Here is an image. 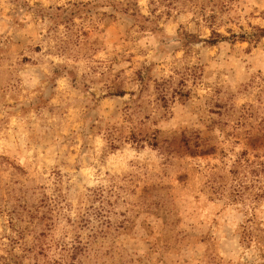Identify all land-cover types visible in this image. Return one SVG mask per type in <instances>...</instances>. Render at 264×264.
Instances as JSON below:
<instances>
[{
  "label": "rangeland",
  "instance_id": "374dc122",
  "mask_svg": "<svg viewBox=\"0 0 264 264\" xmlns=\"http://www.w3.org/2000/svg\"><path fill=\"white\" fill-rule=\"evenodd\" d=\"M0 264H264V0H0Z\"/></svg>",
  "mask_w": 264,
  "mask_h": 264
}]
</instances>
